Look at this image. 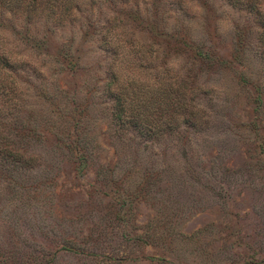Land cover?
Masks as SVG:
<instances>
[{
	"label": "rangeland",
	"instance_id": "374dc122",
	"mask_svg": "<svg viewBox=\"0 0 264 264\" xmlns=\"http://www.w3.org/2000/svg\"><path fill=\"white\" fill-rule=\"evenodd\" d=\"M254 2L258 14L227 0H81L76 11L40 0L48 22L37 10L27 29L1 30L29 67L13 77L17 108L0 135L31 159L16 171L0 161V264H264ZM109 73L148 91L172 77L194 122L153 138L120 130Z\"/></svg>",
	"mask_w": 264,
	"mask_h": 264
},
{
	"label": "trees",
	"instance_id": "16d2710c",
	"mask_svg": "<svg viewBox=\"0 0 264 264\" xmlns=\"http://www.w3.org/2000/svg\"><path fill=\"white\" fill-rule=\"evenodd\" d=\"M80 1L66 0V3L73 5L76 11L80 7ZM227 1L237 7H246L249 12L256 10L254 6L256 0ZM41 9H47L48 11L45 13ZM37 10L43 12L44 16H38L43 22H48L51 13L54 12L49 3L41 6L40 0H0V120L3 119L5 114H10L17 108L16 83L13 77H18V72L26 73L29 67V63L15 52L16 47L1 30L7 29L15 32L13 22L21 23L19 27L24 26L27 29L31 17ZM254 13L258 14L256 11ZM5 15L9 16L7 21L3 20ZM5 22L7 25H3ZM105 25L109 26V22L105 21ZM24 34L26 35V31ZM105 35L107 34L99 36L100 42H102L104 50L113 55L115 50L113 48L109 49V40L104 37ZM112 35L116 41L117 36L121 37L123 34L122 32H114ZM170 79L172 77L164 73L157 80L158 87L155 90L150 89L148 91L130 80L125 81L123 85H118L114 75L109 73V82L106 84L105 93L106 96L113 99V124L122 131L123 128L129 127L139 135L153 138L159 137L163 133L175 132L180 125H189L194 122V111L183 102L185 94L182 86L179 83L170 81ZM113 85H116V88L113 89L111 87ZM153 97H159L157 100L160 101L159 121L154 124L146 113L149 109L148 105L154 99ZM4 127L0 122V134H2ZM6 147L7 138L0 135V161L4 166H10L9 170L16 171V166L20 167L21 164H25L31 159L30 156H25L24 152H20L19 149H8Z\"/></svg>",
	"mask_w": 264,
	"mask_h": 264
}]
</instances>
